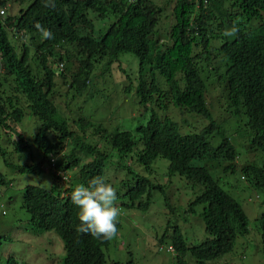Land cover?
<instances>
[{"label":"trees","instance_id":"obj_1","mask_svg":"<svg viewBox=\"0 0 264 264\" xmlns=\"http://www.w3.org/2000/svg\"><path fill=\"white\" fill-rule=\"evenodd\" d=\"M159 1L54 0L49 8L47 0H34L17 21L0 22V138H6L0 160L15 177L39 181L23 189L29 228L62 239V264H107L126 214L149 218L155 208L162 189L143 196L157 182L152 172L161 160L196 188L191 193L207 234L191 245L177 220L168 221L166 243L178 264L247 256L253 225L264 257V211L251 220L228 191L232 185L216 174L219 167L224 177L239 175L234 182L264 196V0ZM37 24L53 38L43 39ZM234 26L236 34L226 35ZM127 51L140 63L138 81H128L125 90L136 117L123 124L128 100L105 111L116 100L97 80ZM56 63L64 71L53 70ZM104 114L119 125L110 130L108 117L97 122ZM52 161L55 167L45 173L42 166ZM101 175L124 186L116 187L123 213L119 235L110 241L76 231L79 209L71 201L75 185ZM13 186L0 172V188ZM155 201L177 208L170 197ZM6 264L26 263L13 256Z\"/></svg>","mask_w":264,"mask_h":264},{"label":"rangeland","instance_id":"obj_2","mask_svg":"<svg viewBox=\"0 0 264 264\" xmlns=\"http://www.w3.org/2000/svg\"><path fill=\"white\" fill-rule=\"evenodd\" d=\"M156 2L159 3L160 1L156 0ZM19 8L16 5L12 9V15H16ZM171 19L172 16L169 17L167 22H170ZM127 62L131 64V68L126 67ZM139 63V59L133 54H124L120 57V64L124 69L123 77H117L114 71L112 75L98 76L97 83L102 87L101 89L105 92L108 91L116 100L115 103L106 106L107 110L105 111H108L111 106L112 108L121 107L124 105L125 100H128L120 111L121 114L126 115L123 118V124L133 121V117H136V114H131L133 102L129 101L131 98L125 94V90L128 81L131 79L134 83L138 81V77L133 75L132 72L136 66H139ZM116 66L118 67V65ZM97 105L100 106L101 104L97 102ZM102 108L104 109V107ZM106 117H108V122H105L104 125L109 127L110 124V130L119 125L117 119H112L107 114L95 120L101 122L106 120ZM186 117L189 118L190 116L187 115ZM199 121L200 119L192 116L191 122L193 124L200 125ZM30 126L34 127L32 124ZM186 131V129H183V133ZM5 139L3 133H1L0 141L4 143ZM166 162L161 160L154 165L159 180H162L167 172ZM216 171L217 176L222 179L223 185L227 183L232 185V188L228 186V191L243 206L251 220L262 214L264 211V196L261 192L248 188L246 183L234 182L239 178V175L224 177V171L221 168L216 167ZM0 172L7 173L14 180L13 188L7 191L0 188L3 190L0 205L3 204L4 209L8 212L7 216H0V264H6L7 259L13 256H19L26 264H62L66 257L62 239L55 232L37 233V231L30 229L28 222L30 216L22 207L23 189L27 186V183L36 185L39 181L35 177H15L14 173H8L2 160H0ZM173 181L175 184L169 189L168 193V196L173 198L174 204L177 206V213L174 214L173 220H177L191 245L199 244L207 238L203 221L200 219L202 207H196L195 212L191 214L186 213V208L193 198L190 189L196 188H187L185 179L179 176L173 178ZM119 183L120 181L116 187L121 191L124 186H119ZM162 197L163 195L160 193L155 194V200ZM10 199H12V202H10ZM155 200L153 202L155 208L148 212L149 218L139 212L126 214L129 216L124 220L125 228L121 230V237L117 243H111L106 253L107 264H177L175 254L167 251L168 243L164 245V250H160V246L157 245L158 239L163 236V233L169 227V223L165 220L167 218L165 213L167 208L162 206V203L159 205V202ZM156 204L161 208L157 207ZM174 228V226L170 227V229ZM256 232L253 225L248 235L250 243L245 246V253L249 256L240 253L236 260L238 264H264V257L261 256L260 249L261 238ZM122 241L126 243V250L120 249Z\"/></svg>","mask_w":264,"mask_h":264},{"label":"clouds","instance_id":"obj_3","mask_svg":"<svg viewBox=\"0 0 264 264\" xmlns=\"http://www.w3.org/2000/svg\"><path fill=\"white\" fill-rule=\"evenodd\" d=\"M33 1L34 0H9L5 2L3 0H0V22L3 25L7 26L10 19H12V22L17 21L15 18L20 16V12L22 10L26 11L25 3L29 4L30 2H33ZM16 5L20 7L19 11L16 13V15H12V9ZM45 7L54 8L55 7L54 0H47V2L45 3ZM36 27L42 33L43 39L53 38V34L50 30L43 28L39 24H37ZM236 32H237V29L234 26L230 31L226 32V35H234L236 34ZM124 54H133L135 57H137L136 53L129 52V51H127V53L121 54L120 57ZM120 57H118V60L114 64L112 68V73H109L107 75H112L113 71L117 77H122L124 75V69L121 67V64H120ZM116 65H118V67ZM53 66H54L53 70H59L60 72L64 71V66L62 63H56ZM126 67L131 68V64L127 62ZM137 70H138V66L135 67L132 74L135 75ZM38 72L40 73V75H42L40 70ZM55 164H56L55 161H52L50 163H44L42 168L45 173H48L51 169L55 167ZM167 169H168V166H167ZM7 171L8 173L11 172L9 170ZM4 174L7 175V173H4ZM152 174H153L152 178H155L157 182H153V186L151 187L148 186V189L146 190V194L143 196L144 198H146L147 194L153 195L151 193L157 191L160 188L162 189L160 194H162L163 196H166V198L169 197L168 196L169 189H171L173 185L175 184V182L173 181V178H176L178 176L185 179L187 188L192 187V185L189 183V181L185 177L180 176V175H173V173L169 170H167L162 180H159L157 178V173L152 172ZM67 190H68V186L62 187V191H63L62 197H65L67 195L66 194ZM190 190H193V189H190ZM24 194L25 192L23 191L22 207L25 209V207L23 206V202H26L27 197L26 196L24 197ZM71 201L73 205H75L79 209L78 218H79L80 223L76 227V231L78 233L91 235L94 238L101 239L104 241H110L119 235V229L117 227L119 223L118 218L121 216L123 212L120 208V205H118L117 203L118 201L117 189L114 186L113 182H111V180L108 177L103 176V175L96 176L92 178L91 180H89L87 183H80V184L75 185L71 193ZM10 202H12V199H10ZM196 207L198 206L194 204V196H193L192 200L189 202L186 208V213L191 214L195 212ZM166 208L167 209L165 213L167 215V221L173 220L174 216L177 213V208L176 209H169V207H166ZM7 215H8V212L4 209V205L1 204L0 205V216H7ZM250 231L251 229H249V233ZM168 237H170V233L168 230H166L163 233V236L160 239H158L157 245L160 246V250H164V245L166 244V239ZM246 242H247L246 244L250 243V240L248 237H246ZM120 249L126 250L125 241L121 242ZM167 251L174 253L176 257L178 255L173 247V244H168ZM237 259H238V255L230 258L229 261H226V263H221V264H238V262L236 261ZM176 261H177V258H176ZM186 262L189 264H192L191 263L192 261L186 260ZM177 264H178V261H177Z\"/></svg>","mask_w":264,"mask_h":264}]
</instances>
